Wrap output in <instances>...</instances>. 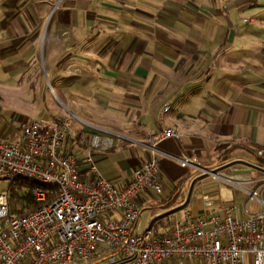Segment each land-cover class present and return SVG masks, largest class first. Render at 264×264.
<instances>
[{"label": "crops", "instance_id": "1", "mask_svg": "<svg viewBox=\"0 0 264 264\" xmlns=\"http://www.w3.org/2000/svg\"><path fill=\"white\" fill-rule=\"evenodd\" d=\"M124 1L105 3L107 11L100 15L95 10L96 0H71L66 12L56 19L58 29H53L57 6L52 0H35L32 5L28 0H4L0 4V41L2 30H6L13 51L30 49L31 57L37 58L44 40L42 59L48 65L49 77L65 80L69 90L64 97L69 102L74 98L81 104L86 102L90 121L112 130V146L92 151L96 166L107 179L125 183L133 168L148 157V150L140 143L145 132L158 134L173 127L184 133L182 140L168 138L158 145L164 196L146 190L138 199L137 230L153 226L164 232L170 228L166 216L155 218L183 204L193 179L202 174L182 166L176 158L189 157L204 168L235 162L242 171L257 170L242 161L264 168V160L255 154L264 149V33L241 31L228 21L219 23L222 10L211 4L198 8L193 0ZM253 5L259 4L248 7ZM47 12L50 14L45 19ZM113 12L116 14L111 15ZM251 19L252 23L257 21ZM195 22L199 31L192 30ZM75 69L79 73L72 72ZM47 83L53 87L48 78ZM168 102L171 109L160 121ZM6 128L4 135L14 139L17 121ZM77 131L82 133L76 140L68 138L66 147L83 157L94 130ZM83 170L86 172L87 166ZM207 178L196 182L189 204L176 211L179 217L185 210L197 214L206 194L216 206L232 198L227 203L236 207L237 215H247V197L239 205L238 191L220 189L215 180V186L207 189ZM170 196L173 203L164 207L162 200ZM252 202L256 201L249 202L253 211L257 203L252 208ZM146 208L149 218L142 223ZM181 263L176 260L170 264Z\"/></svg>", "mask_w": 264, "mask_h": 264}, {"label": "built area", "instance_id": "2", "mask_svg": "<svg viewBox=\"0 0 264 264\" xmlns=\"http://www.w3.org/2000/svg\"><path fill=\"white\" fill-rule=\"evenodd\" d=\"M170 109L168 102L160 121ZM15 120V138L0 136V264H264L263 171L245 172L238 163L204 168L189 157L176 158L184 167L207 172L220 189L243 193L247 215H237L227 203L232 198L216 206L206 194L197 214L167 215L169 230L151 226L139 232L142 192L164 191L158 145L168 138L182 140L183 132L173 127L158 134L144 131L140 143L149 155L121 184L104 177L92 156L93 149L112 146L110 132L95 129L86 155L77 157L66 147L68 138L79 137L70 117L16 115ZM255 154L264 160V149ZM20 175L51 187L33 189L39 207L10 214L9 186ZM251 200L257 203L253 211Z\"/></svg>", "mask_w": 264, "mask_h": 264}, {"label": "rangeland", "instance_id": "3", "mask_svg": "<svg viewBox=\"0 0 264 264\" xmlns=\"http://www.w3.org/2000/svg\"><path fill=\"white\" fill-rule=\"evenodd\" d=\"M3 1L4 0H0V4ZM34 1L35 0H28L31 5ZM52 1L54 2V5L57 6L53 11L54 17L52 28L54 29V27H57L58 29L59 20L57 21L56 19L60 18L61 14L66 12L65 10L68 8L71 0ZM109 1L111 0H96L97 5L95 6V10L98 11L100 15L102 14V12H106L107 10L105 7V3L107 4ZM113 1L116 2V0ZM129 1L136 2V0ZM193 2L198 8L200 4L203 3L211 4L214 7L220 8L222 12L220 13L221 16L218 18L219 23L228 21L230 25L233 24V26L240 29L241 31L255 29L260 31V33L262 34L264 33V22H262L264 20V0H193ZM256 2L259 5L248 7V5L253 3L255 4ZM224 7L226 9H224ZM181 9L183 10L185 9V7H182ZM76 13V16H82L81 12ZM121 13L122 12H120V14ZM4 14V16H6V12ZM49 14V12L45 14V19L49 16ZM115 14L116 13L113 12V14L111 15ZM225 16L228 19L224 20ZM180 18L184 19L183 14L180 16ZM251 18H256L257 21L255 23H252ZM177 25L184 30L187 29V27L184 26L181 22H177ZM200 29L201 28L198 24H196V26H193L192 28V30L195 31H199ZM9 37V33L6 30H2L0 41V135L6 134L5 131L8 130L6 126L15 120L16 115H19L20 117H70L72 125L76 130L83 127L87 130L89 129L90 131H98L95 129L100 128L104 129L105 132L112 133V130L90 121L87 114L89 113V107H84V104H86V102H83L84 104H81L82 102L77 100V98H74L73 100H71V102H69L66 97H64L65 92L69 90L64 79L52 76L49 77L50 74L47 69L48 65H46L42 59L44 40L42 41L41 45H39V54L37 53V58H32L30 49L18 52L13 51V47L9 45ZM12 43H14L13 40ZM72 72L79 73L78 69L72 70ZM46 77L53 83L54 89H52L53 87L51 88L48 85ZM90 104H92L91 101ZM82 108L83 110L85 109V112L81 111ZM79 120H83L86 123L84 122L82 124L81 122H79ZM93 126L96 127L92 129L91 127ZM140 133L142 132L140 131ZM251 173H254V171H252ZM206 184L207 185L205 188L208 189L215 186V181L211 177H208L206 179ZM166 186L168 189L171 188L169 184H167ZM165 193L166 192L163 191L162 194H159L157 196H164ZM236 196L237 203L239 205L245 202L246 196L243 193H240V195L237 194ZM9 203L11 212L13 208L18 207V205L15 204V202L11 198H9ZM251 206L252 208L255 207L256 203L252 202ZM148 218L149 210L147 208L143 209L141 217L142 223H145ZM144 230L145 228L140 229L141 232Z\"/></svg>", "mask_w": 264, "mask_h": 264}, {"label": "trees", "instance_id": "4", "mask_svg": "<svg viewBox=\"0 0 264 264\" xmlns=\"http://www.w3.org/2000/svg\"><path fill=\"white\" fill-rule=\"evenodd\" d=\"M82 133V132H79ZM10 198L18 205L17 208H13L12 212L10 210V214H22L29 210L35 209L39 207L42 202H38L34 199L33 189L36 187H40L42 189L49 188L48 184L41 183L32 178H28L25 176H18L10 184ZM174 198L170 196L166 200H162L164 207H170L173 203Z\"/></svg>", "mask_w": 264, "mask_h": 264}, {"label": "water", "instance_id": "5", "mask_svg": "<svg viewBox=\"0 0 264 264\" xmlns=\"http://www.w3.org/2000/svg\"><path fill=\"white\" fill-rule=\"evenodd\" d=\"M234 163H235V162H230V163H228V164H226V165L234 164ZM241 163H244V164H246V165H248V166H250V167H252V168H254V169H257V170H260V171H263V172H264V168L261 167V166H259V165H257V164H253V163L245 162V161H242ZM208 176H209V174H208L207 172H206V173H202V174L196 176V177L193 179L192 183H191V186H190L189 193H188V196H187L186 201H185L183 204H181V205H179V206H177V207H174V208H172V209H170V210H168V211H166V212L160 214V215L157 216L155 219H158V218H161V217L167 216V215H169V214H171V213H173V212H176V211H178V210H180V209L185 208V207L189 204V202H190V198H191V195H192V192H193V189H194V186H195L196 182H198L199 180H201V179H203V178H206V177H208ZM155 219H154V220H155ZM154 220H153V221H154ZM153 221H152V223H153ZM151 225H152V224H151Z\"/></svg>", "mask_w": 264, "mask_h": 264}]
</instances>
